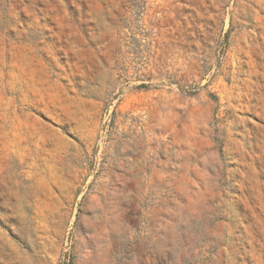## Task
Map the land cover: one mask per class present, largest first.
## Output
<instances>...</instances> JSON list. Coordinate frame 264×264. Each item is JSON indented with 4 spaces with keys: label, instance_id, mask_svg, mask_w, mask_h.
<instances>
[{
    "label": "rangeland",
    "instance_id": "rangeland-1",
    "mask_svg": "<svg viewBox=\"0 0 264 264\" xmlns=\"http://www.w3.org/2000/svg\"><path fill=\"white\" fill-rule=\"evenodd\" d=\"M0 264H264V0H0Z\"/></svg>",
    "mask_w": 264,
    "mask_h": 264
}]
</instances>
